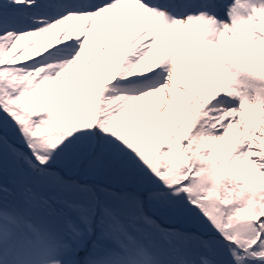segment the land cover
<instances>
[{
	"label": "snow or ice",
	"instance_id": "1",
	"mask_svg": "<svg viewBox=\"0 0 264 264\" xmlns=\"http://www.w3.org/2000/svg\"><path fill=\"white\" fill-rule=\"evenodd\" d=\"M0 264H264V0H0Z\"/></svg>",
	"mask_w": 264,
	"mask_h": 264
}]
</instances>
